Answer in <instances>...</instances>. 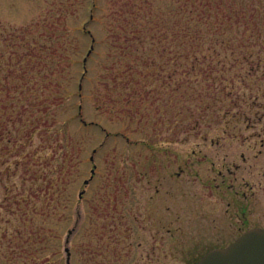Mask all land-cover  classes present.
Instances as JSON below:
<instances>
[{
    "label": "rangeland",
    "instance_id": "rangeland-1",
    "mask_svg": "<svg viewBox=\"0 0 264 264\" xmlns=\"http://www.w3.org/2000/svg\"><path fill=\"white\" fill-rule=\"evenodd\" d=\"M198 22L235 42L264 0H0V71L26 73L4 100L23 120L0 140V264H196L264 227V50L231 67L239 47L191 46Z\"/></svg>",
    "mask_w": 264,
    "mask_h": 264
},
{
    "label": "trees",
    "instance_id": "trees-1",
    "mask_svg": "<svg viewBox=\"0 0 264 264\" xmlns=\"http://www.w3.org/2000/svg\"><path fill=\"white\" fill-rule=\"evenodd\" d=\"M203 12V11H200ZM204 13V12H203ZM204 15L198 13V18H203ZM246 18L243 14L241 16H239V18ZM190 18V17H189ZM218 25V24H217ZM214 29V30H213ZM234 27L233 25H219L216 27H212V25H208V26H204L201 23H195L193 24V26H183L181 28V32L183 33L184 36H186V34H189L192 37V41H191V46L193 44V40L194 38L198 37H202L203 33L206 31L208 34L211 35V37H213V41L216 45H221L223 46L222 48L224 50H230V52L236 53V48L239 47L240 49V57H236L234 58L237 62L236 63H232L231 67H235V66H242L243 62L247 61H251L252 59V54L254 52V49L257 46H260L258 49L260 52L261 50H264V26H258V25H253L250 26L248 24H246V26L242 27V29L237 28L236 32L238 31L242 38L239 39L238 41H233L231 38L234 37L235 35L232 33L231 30H233ZM187 41L190 43V41L187 39ZM183 42H181L182 44ZM184 47V46H182ZM181 47V48H182ZM207 49V48H206ZM188 50H192L193 48L190 47ZM198 50V49H197ZM200 50V49H199ZM214 51H217V49L213 48ZM261 59V58H258ZM21 60V59H20ZM205 60V57L202 58H192L190 61H192V67L194 68L195 66L197 67L198 64H200L201 62H203ZM211 63H209L207 65V68H209L210 71L216 69V65L212 64V61H214V59L210 60ZM215 61H217L216 63H221L222 62V58H216ZM10 64V63H9ZM8 64V65H9ZM224 62H222L221 66H223ZM181 66V64H180ZM252 66V65H251ZM20 72V76H24L26 75L25 70L23 69V67L21 66L19 69H17L16 71H11L10 68L7 71L1 72L0 71V140H6V149L11 150L13 146H15L16 143V136L13 134L12 130L10 129V127L8 125H5V122L9 121V124L13 125L16 120H23L21 118V111H14V104L13 103H7L4 102V100L6 98H13L14 95L12 94L13 90L10 87V82L9 79L12 78V74L14 72ZM5 90V91H4ZM4 91V93H2ZM22 91V90H21ZM20 108L26 109V107L24 105L20 106ZM5 113L4 116H6V121L3 120V114ZM38 126L35 125L34 129H36ZM30 131V130H27ZM34 134V133H31ZM12 142V145L10 146L9 143ZM21 146V145H20ZM4 147V148H5ZM23 147V146H22ZM63 182V178L61 177H49V183L50 185L47 186V189L50 191L51 187L54 183L55 186H57L55 189H53V193L56 192L59 186V184H61ZM66 183V177L64 179V185ZM53 185V186H54ZM46 191V189H45ZM61 191V190H60ZM63 199V198H62ZM62 199H60V197L58 195L53 196V203H56L55 206H57L58 204H60L62 202ZM53 206V207H55ZM49 240L51 241L53 238H56L57 236L53 233L54 231L52 229H50L49 231ZM52 242V241H51ZM37 258V257H36ZM53 261L54 257L51 258ZM36 260V259H35ZM46 261L49 260L48 257H46L45 259ZM69 263H70V257H69ZM40 264V262H39Z\"/></svg>",
    "mask_w": 264,
    "mask_h": 264
},
{
    "label": "water",
    "instance_id": "water-1",
    "mask_svg": "<svg viewBox=\"0 0 264 264\" xmlns=\"http://www.w3.org/2000/svg\"><path fill=\"white\" fill-rule=\"evenodd\" d=\"M90 159H93V156H90ZM93 172L94 168L91 169V173ZM88 180L85 179L84 183ZM82 192H79V196ZM65 251L69 263L68 248H65ZM196 264H264V227L246 229L228 245L208 250Z\"/></svg>",
    "mask_w": 264,
    "mask_h": 264
}]
</instances>
